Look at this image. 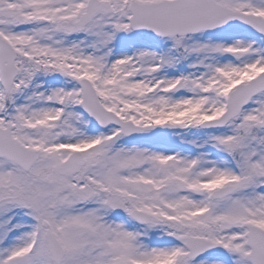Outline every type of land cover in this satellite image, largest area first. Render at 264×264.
<instances>
[{
  "label": "snow or ice",
  "instance_id": "6c2138e0",
  "mask_svg": "<svg viewBox=\"0 0 264 264\" xmlns=\"http://www.w3.org/2000/svg\"><path fill=\"white\" fill-rule=\"evenodd\" d=\"M0 264H264V0H0Z\"/></svg>",
  "mask_w": 264,
  "mask_h": 264
}]
</instances>
